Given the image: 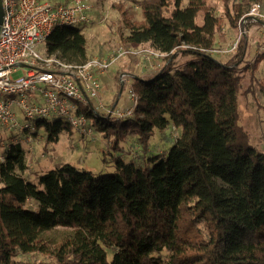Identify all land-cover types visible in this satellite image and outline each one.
<instances>
[{
    "label": "trees",
    "instance_id": "trees-1",
    "mask_svg": "<svg viewBox=\"0 0 264 264\" xmlns=\"http://www.w3.org/2000/svg\"><path fill=\"white\" fill-rule=\"evenodd\" d=\"M182 1H134L141 13L136 22L118 7L128 30L124 41L166 55L151 76L131 78L137 97L132 116L78 109L114 149L136 136L146 154L154 130L169 125L178 131L174 144L149 159L151 166L114 157V173L94 177L65 164L36 184L23 177L24 150L11 145L0 161V264H264V154L247 146L237 125L238 74L248 39H240L226 62L216 60L206 51L213 49L221 19L206 0H186L184 7ZM230 1L222 0L223 17L235 29L245 6L262 0ZM45 45L46 55L66 64L88 60L75 27L54 29ZM177 53L193 60L175 68ZM262 59L259 54L247 65L252 82ZM35 127L45 130L48 143L70 130L59 120H38ZM58 228L66 236L46 237ZM21 254L52 262L19 261Z\"/></svg>",
    "mask_w": 264,
    "mask_h": 264
},
{
    "label": "rangeland",
    "instance_id": "rangeland-1",
    "mask_svg": "<svg viewBox=\"0 0 264 264\" xmlns=\"http://www.w3.org/2000/svg\"><path fill=\"white\" fill-rule=\"evenodd\" d=\"M85 1L91 7L90 22L86 25L75 26V28L79 29L85 38L87 59H107L114 56L118 48L124 50L149 48L146 45H130L123 39L128 35V30L120 25V12L121 10L125 11L131 22L141 20L140 10L134 4V1L137 0ZM186 2V0L182 1V7L186 5ZM205 2L206 6L213 10L215 17L222 21L219 29L215 32L213 49L220 51L227 49L236 37V27L235 29L232 28L227 19L223 17L222 0H206ZM239 2L240 0H231L230 4ZM257 3H260L264 10V0ZM248 6L245 8L247 9ZM172 9L173 7L169 8L170 11ZM202 16L203 12H200L196 17L195 22L198 26L202 25ZM253 26L251 27L253 28ZM247 47L245 62L240 66V74H238L240 81L236 92L237 125L247 135V146L264 154V59L256 67L253 82L250 81V70L247 69V65H251L257 55L264 54V30L259 26L250 35ZM36 50L40 55H46L45 42L37 45ZM175 55L176 58L173 63L175 68H180L183 64L193 60L192 56H184L180 53ZM231 55L219 53L213 54L212 57L224 63L229 60ZM163 62L164 59L152 62L151 65L154 69L151 71H157ZM149 70L147 62L145 63L137 57L126 56L115 62L109 72L100 79L102 90L94 103L95 106L100 105L97 112L102 116L110 114L113 119H118L115 114L116 111L126 113L129 105L122 106V103H124V99L126 101L128 99L132 79L124 83L127 79L125 74L134 73L130 78L147 76ZM20 77H22L21 71L12 75L13 79ZM120 96L121 100L119 101ZM56 120L65 123L63 119ZM53 121L54 119L49 120V122ZM91 129L92 134L89 136L80 134L74 128H70L69 131L62 130L56 142L48 143L45 140V130L42 127L35 128V135H31L29 140L25 133L18 129L0 128V161H2L3 153L11 145L19 144L25 152V164L27 166L23 177L31 183L36 184L39 176L65 164L72 165L77 171L88 170L94 177L108 176L113 174L115 170L114 157H120L125 164L134 162L142 167L151 166L148 160L158 155L167 154L178 136V131L171 125L164 131L154 130L147 153L143 154L136 136L126 137L123 142L119 143L118 148L114 149L110 139L107 140L101 133L94 131L92 123ZM64 236H66V231L62 228L46 235L47 238L55 241H59ZM165 256V253L161 254V257L164 258ZM110 258L111 254L108 252V260ZM16 259L24 262H52L50 257L47 258L41 254H21Z\"/></svg>",
    "mask_w": 264,
    "mask_h": 264
},
{
    "label": "built area",
    "instance_id": "built-area-1",
    "mask_svg": "<svg viewBox=\"0 0 264 264\" xmlns=\"http://www.w3.org/2000/svg\"><path fill=\"white\" fill-rule=\"evenodd\" d=\"M3 22L0 28V128L18 129L30 139L38 120L63 119L82 135H91L92 121L78 113L89 108L95 114L100 105L94 103L102 90L100 79L123 57H137L154 69L152 62L166 55L151 48H118L107 59L92 58L80 65H69L55 56L40 55L36 47L60 27H75L90 22V5L85 0H1ZM252 2L236 21V37L222 51L207 54H233L242 37L249 39L258 26L264 30V10ZM252 25L253 28L251 27ZM182 49H196L182 46ZM204 51V50H201ZM155 65V64H154ZM18 71L22 77L13 79ZM129 109L115 112L118 119L131 117L137 97L128 91Z\"/></svg>",
    "mask_w": 264,
    "mask_h": 264
},
{
    "label": "crops",
    "instance_id": "crops-1",
    "mask_svg": "<svg viewBox=\"0 0 264 264\" xmlns=\"http://www.w3.org/2000/svg\"><path fill=\"white\" fill-rule=\"evenodd\" d=\"M146 46H148V45H146ZM86 58H88L87 56H86ZM149 68V67H148ZM151 70H153V69H151L150 68V70H149V72H147L148 73V75L147 76H140V78H147V77H149V76H151L154 72H152ZM126 75V77H127V79H125V81H124V83H127V82H129V80L131 79L130 78V76H132V75H134V73H127V74H125ZM105 85H106V82H105ZM105 88V87H104ZM103 88V89H104ZM123 95V94H122ZM121 95V96H122ZM121 96H120V98L118 99L119 101L121 100ZM125 104H130L129 103V101H128V99H127V101H126V99H124V103H122V106H124ZM35 135V134H34Z\"/></svg>",
    "mask_w": 264,
    "mask_h": 264
},
{
    "label": "water",
    "instance_id": "water-1",
    "mask_svg": "<svg viewBox=\"0 0 264 264\" xmlns=\"http://www.w3.org/2000/svg\"><path fill=\"white\" fill-rule=\"evenodd\" d=\"M3 22V7H2V2L0 0V28Z\"/></svg>",
    "mask_w": 264,
    "mask_h": 264
}]
</instances>
